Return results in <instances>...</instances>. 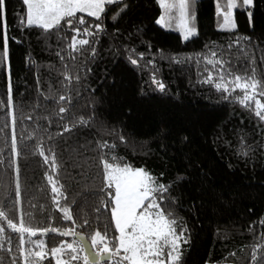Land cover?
<instances>
[{"label":"trees","instance_id":"trees-1","mask_svg":"<svg viewBox=\"0 0 264 264\" xmlns=\"http://www.w3.org/2000/svg\"><path fill=\"white\" fill-rule=\"evenodd\" d=\"M215 3L197 1L198 34L187 42L180 33L158 25L162 13L158 0H123L106 5L102 21L85 16L90 24L102 23L105 31L97 37L94 59L85 54L75 62L65 61L72 75L79 70L81 78L66 93L71 96V106H63L70 107L75 116L92 119L87 127L78 126L50 140L49 133L62 131L56 126L58 118L52 117L49 126L35 117L47 115L56 106L40 100L41 105L47 104V111L41 107L33 112L30 105L37 100L38 88L46 96L66 92L55 71L62 67L55 53L64 45L56 35L46 38L38 29H22L18 16L25 9L21 0H6L14 104L0 108V159L4 161L0 165V204L7 207L14 196L16 174L8 166L14 133L20 153L13 158L20 169L21 198L16 212L9 213L13 222L32 210L31 199L37 212L33 226L37 222L41 227L71 226L70 221H61L56 211H51L54 219H48L53 206L39 191L44 186L47 166L40 155L33 154V146L42 142L46 155L47 149L55 146L61 165L59 175L68 196L61 203L71 204L74 200L71 210L76 223L87 219L91 225L76 230L86 238L94 235L92 228L103 232L109 213L100 204V152L96 149L97 143L107 141L116 145L115 152L127 162L149 170L161 183L170 185L162 207L171 210L187 227L188 243L182 244L181 264H224V258L228 264H248L249 246L258 243L248 227L264 219V124L238 104L222 99L212 86L201 83L206 76L203 63L185 62L184 58L206 51V45H226L240 35L251 38L249 46L255 51L257 69L264 70L260 62L264 54V0H254L251 25L244 10L236 11L235 33L216 29ZM139 54H143L140 66H133L128 57L138 58ZM168 57H178L182 63ZM149 60L154 66L145 67ZM49 65L55 68L50 70ZM153 73L166 85L164 91L151 83ZM5 85L4 70L0 68V99L6 103ZM29 113L32 120L21 119ZM12 115L16 117L14 126ZM6 123L8 127H4ZM113 130L124 140L106 134ZM30 134L35 139H27ZM241 136L253 146L247 156L237 155ZM6 231L13 237V254L17 255L16 234ZM260 231L264 229L257 228L256 234ZM45 239L50 248L56 242H72L75 238L49 233ZM230 252L236 256H228ZM0 256L5 264L11 259L2 250ZM17 264H23V260L18 259Z\"/></svg>","mask_w":264,"mask_h":264},{"label":"snow or ice","instance_id":"snow-or-ice-1","mask_svg":"<svg viewBox=\"0 0 264 264\" xmlns=\"http://www.w3.org/2000/svg\"><path fill=\"white\" fill-rule=\"evenodd\" d=\"M122 2L123 0H21L25 9L23 14L18 16L21 28L38 29L45 34L46 38L56 35L57 40L62 41L64 45L55 53L62 65L55 71L61 77L59 83L66 92L46 96L38 88L37 100L30 105L33 112L41 107L47 111V104L41 105L40 100L56 106L47 115L35 117L37 120H45L49 126L52 125V117L58 118L56 126L62 131L49 133L50 140L55 136H62L65 132H71L78 126L87 127L90 124L92 117L75 116L71 113L70 107L63 106L64 104L71 106V96L66 93L70 91V85L73 82H79L81 78L79 70L75 76L72 75V70L65 61L75 62L78 57L85 54L89 59L95 58L97 37L105 31V28L102 23L90 24L85 16L94 18L95 21H102L106 5ZM158 4L163 9V14L156 21L159 25L179 32L183 41L186 42L197 36L196 0H158ZM253 5L254 0H216L217 30L235 33L238 29L235 15L237 10L246 12L251 25ZM5 8L6 0H0V33H2L0 68H3L6 77L5 95L7 98L6 103L5 100L0 99V108L14 104L10 37ZM62 33L64 35H61ZM250 40V37L236 35L226 45H206V51L184 59L185 62L194 61L197 65L203 63L206 76L201 83L212 86L222 94V99L238 104L257 118L260 124H264V70L258 71L257 69L255 51L249 46ZM217 48L220 50L217 51ZM233 49L235 51H232ZM65 52L66 56L61 54ZM168 58L178 64L182 63L178 57ZM128 59L133 66H140L143 54H139L138 58L130 55ZM29 60H31L30 57ZM260 62L264 65V54L260 56ZM148 65H153V61L149 60L145 67ZM48 67L50 70L55 68L54 65ZM76 67L73 63L72 68ZM150 81L160 91L165 90L166 85L158 80L154 73ZM33 118L32 113L21 117L27 120ZM15 123L16 117L12 115L13 126ZM4 127H8V124L6 123ZM44 130L47 131V129ZM106 134L116 135L117 139L124 140V137L114 130ZM27 139L32 140L35 137L30 134ZM11 141L12 156L9 157L8 166L16 174L14 196L7 207L0 204V250L11 256L8 264H17L18 259H22L23 264H43L45 260H49L50 264L52 261L54 264H73L81 259L83 264H103V262L181 264L182 244L188 243L185 235L187 227L171 210L162 207L170 185L161 183L149 170L135 167L127 162L115 152L116 145L109 144L107 141L97 143L96 149L100 152V204L109 213L108 221L103 223V232L99 228H92L94 235L86 238L76 230L77 228H91V225L87 219H83L80 224L76 223L71 210V204L75 203L74 200L71 204L61 203V201L68 200L66 186L59 175L61 165L57 159L55 146L48 148V155H46L42 142L33 146V154L40 155L47 166L42 178L44 186L39 191L41 197L50 201L53 206L48 219H54L51 211H56L60 213L59 219L70 221L71 226L65 225L62 229L41 227L39 222L33 226L32 221L37 219V212L35 211L36 204L31 199L29 206L32 210L27 211L18 222H13L9 213H15L17 210L21 198V185L19 182L20 169L13 158L20 155L17 151L14 133ZM104 149H109V151L104 152ZM251 150L253 146L241 136L237 155L247 156ZM3 163V159H0V165ZM39 214H43V205L40 206ZM257 228L264 229V219L253 222L248 227V231L253 233L254 239L258 241L249 246L251 252L248 264H264V231H260L257 235ZM109 229L117 235H112ZM6 230L16 234L15 253L17 255L13 254V237L8 235ZM49 233L75 239L72 242L67 240L56 242L49 248L47 247L48 241L45 239ZM224 238L226 239L227 235ZM5 240L7 244L4 243ZM26 244L31 247L25 248ZM80 253L84 255L81 257ZM228 256L235 257L236 253L230 252ZM0 264H5L3 256H0ZM224 264H228L227 258H224Z\"/></svg>","mask_w":264,"mask_h":264},{"label":"rangeland","instance_id":"rangeland-1","mask_svg":"<svg viewBox=\"0 0 264 264\" xmlns=\"http://www.w3.org/2000/svg\"><path fill=\"white\" fill-rule=\"evenodd\" d=\"M197 1H199V0H196V3H197ZM215 2H216V0H215ZM252 9H253V6L251 7V11H252ZM163 14V9H162V13H161V15ZM160 15V16H161ZM195 15H197V13H196V4H195ZM159 19V18H158ZM157 19V20H158ZM195 23H196V20H195ZM197 24V23H196ZM159 25V24H158ZM161 26V25H160ZM197 26V25H196ZM164 28V27H163ZM166 30H168V31H173V32H177V31H174V30H170V29H167V28H165ZM216 29H217V26H216ZM179 33V32H178Z\"/></svg>","mask_w":264,"mask_h":264},{"label":"water","instance_id":"water-1","mask_svg":"<svg viewBox=\"0 0 264 264\" xmlns=\"http://www.w3.org/2000/svg\"><path fill=\"white\" fill-rule=\"evenodd\" d=\"M106 263V262H103V264Z\"/></svg>","mask_w":264,"mask_h":264}]
</instances>
